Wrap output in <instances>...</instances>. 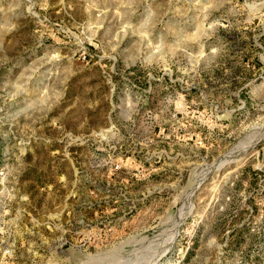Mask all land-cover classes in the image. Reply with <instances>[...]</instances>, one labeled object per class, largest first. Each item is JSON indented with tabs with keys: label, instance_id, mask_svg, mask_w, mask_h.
I'll list each match as a JSON object with an SVG mask.
<instances>
[{
	"label": "rangeland",
	"instance_id": "374dc122",
	"mask_svg": "<svg viewBox=\"0 0 264 264\" xmlns=\"http://www.w3.org/2000/svg\"><path fill=\"white\" fill-rule=\"evenodd\" d=\"M0 264H264V0H0Z\"/></svg>",
	"mask_w": 264,
	"mask_h": 264
}]
</instances>
